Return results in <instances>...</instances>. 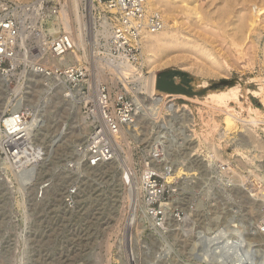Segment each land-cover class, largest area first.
I'll list each match as a JSON object with an SVG mask.
<instances>
[{"label": "rangeland", "instance_id": "obj_1", "mask_svg": "<svg viewBox=\"0 0 264 264\" xmlns=\"http://www.w3.org/2000/svg\"><path fill=\"white\" fill-rule=\"evenodd\" d=\"M0 1L16 3L18 10L24 6L21 15H16L22 21L21 30L26 31L23 38L20 35L22 59L13 70L15 76L6 78V83L0 77V122L6 128L9 125L4 119L2 122V118L6 120L22 111L27 117V125L23 122L18 127L30 128L32 142L47 150L44 149L46 157L39 168L37 166L34 171L18 174L1 151L0 135V264H209L212 257L200 254L203 234L198 232L208 231L214 212L219 216V225L225 223L224 218H232L234 222L228 220L230 225H244V231H248L245 236L252 235L249 234L252 222L253 219L259 221L263 200H259L261 194L258 187L249 184L264 185V155L247 140L246 143L241 140L237 148L233 143L239 141L231 138L232 135L227 138H218V135L213 140L219 145L220 154L219 158L212 160L213 154L203 143L202 133H206L207 128L202 119H219L221 115H210L212 112L206 107L201 115L195 109L202 107L198 101H217L210 93L232 87H238L240 102H230L235 112L240 111L239 105L248 109L251 104L264 109L260 99L250 93L257 88L255 79L264 77L263 64L252 60L244 66L235 57L237 49L252 50L250 42L236 47L218 38L212 43L210 48L219 61L218 69H215L211 59L195 58L190 54L160 67L157 78L165 75L167 80L177 83L178 89L165 91L158 87L156 91L161 93L160 96L152 95L145 89H140L141 94L132 93L141 105L144 102L147 106L140 113V116L144 115L139 120L136 138L122 136L120 155L116 160L99 168L87 169L75 164L73 150L90 131L88 125L87 131L79 135L83 124L78 120L77 109L84 114L81 105L64 98L62 87L54 80L42 75L34 76L29 68L32 55L29 49L34 39L28 28L37 17L36 10L30 11L28 6L34 0ZM87 4L88 0H80L83 23L80 28L78 25V34L82 36L83 46L80 39H76V44L85 51L83 54L81 50L83 56L78 55L80 60L82 57L91 59L92 51L98 52L106 47L102 35L94 39L92 31L94 28L101 29L104 14L112 17L99 3L94 2V7ZM70 11L73 12L74 8L71 7ZM180 16L179 21L182 20ZM60 25L64 30L62 23ZM179 27L177 24L173 29ZM211 29L216 34H222L221 30ZM260 45L261 52L263 41ZM180 54V50L173 48L168 55ZM76 61L79 60L74 56L70 62ZM39 63L44 67L56 65H48L45 59ZM142 66L143 73L147 72V62L143 57ZM205 69H212L215 74H204ZM105 74L109 78L115 77L103 70L98 72L115 96L122 89L121 84L117 83V79L116 83L102 79ZM35 79L40 81L35 83ZM17 84L22 86L15 91ZM157 97H160V104L156 111L151 109V103ZM172 103L177 106L173 107ZM183 105L190 109L188 113L183 112ZM24 109H27L26 112ZM246 109L241 114H246ZM259 125L254 129L264 143V122ZM16 127L6 130H15ZM238 132L242 135L241 130ZM221 139H224L222 143ZM129 149L132 162L130 177L126 176L128 171L124 158ZM241 158L249 159L250 164H243ZM221 163H228L241 174L244 182L236 181L231 170L223 172ZM176 165L192 168L189 173L195 170L196 174H173ZM149 168L158 175L160 196L148 207L144 204L140 187L143 171ZM169 176L172 179H168ZM41 181L48 182L49 186L44 189L42 197H37L38 187L43 184ZM73 187L76 191L72 203L67 206L64 202L66 193ZM148 208L163 213L165 222L161 227L153 223L150 213H143ZM112 226L114 230L110 231ZM194 241L196 245H193ZM213 259L216 264H229L225 258ZM246 259L248 261L245 260L247 263L244 264H253L250 258Z\"/></svg>", "mask_w": 264, "mask_h": 264}, {"label": "bare ground", "instance_id": "obj_2", "mask_svg": "<svg viewBox=\"0 0 264 264\" xmlns=\"http://www.w3.org/2000/svg\"><path fill=\"white\" fill-rule=\"evenodd\" d=\"M41 1L42 0H34L33 2H31V4L28 6V8L30 7L29 8L30 11L35 12L36 10L37 12L38 6ZM60 1L62 2V8L59 14V18H60L59 23L60 24L62 23L64 31L73 38L76 48L74 52L68 53L67 55L61 58L50 56V57H47L45 61L48 65L49 64H56L58 66L63 65V64L66 65V64H69V62L75 56L79 60V61H76L75 63L84 64V60L86 58L84 59L82 57V59L80 60V57L78 55L83 56L85 51L83 48L78 47V45L76 44L77 43L76 39H80V38L82 39L81 34L80 35L78 34V29L82 26V23H83L81 20V14L79 11L80 0H60ZM94 2H96V0H88V4L89 5L91 4V6L93 7L95 6ZM145 2H146L148 11L157 12L160 15L162 24L158 30L146 31L141 36V39H140V48H141L140 53L141 54L140 55H141V58L143 57L144 61L147 62L148 71L143 73V68L136 71L139 73L137 77H136V74L132 73V77L135 76L136 81L138 80V84H139L137 87L138 90L145 89L148 93L152 95L156 94L160 96L161 93L156 91L158 87L162 88L165 91H172L173 89H178L177 83H175L174 81L167 80L164 77L165 75H163V77H160L158 79L157 72L160 67L166 66L172 62H177L179 59H182L185 56H189V54L194 56L195 58H204V59L208 58L209 60L211 59V62L214 64L213 66L216 67L215 69H218L220 67L219 61L217 60V58H215V53L213 52L214 50L210 48V45L218 41V38H219V41H222V42L228 41L229 44H231L232 46L234 45L236 47L240 46L243 43L250 42V44L252 45V50L247 49L246 51H242V50L237 49L238 52L236 51L237 55L235 57H237V59L241 61L240 64L242 63L244 66H247L249 62H251L252 60H255L260 65L263 64L262 66L264 67V23H263L264 22V0H206V1L204 0H145ZM20 3L21 2H19L18 4ZM97 3H99L101 6L105 7L108 10V8L105 6L103 2L98 1ZM23 7L24 6H21L19 10L15 9L14 14L16 15L17 13L18 15H21L22 11H24ZM71 7L74 8L73 12L70 11ZM72 15L74 17H72ZM178 15H181L180 16V18L182 19L181 21H179ZM262 16H263V19L261 20ZM36 17H37V14H36ZM112 17L111 18L107 17L104 14L103 21L101 24V29H95L93 26L94 28V30L92 31L93 35L91 34L94 39H96L99 35H102L105 41V46L108 43V38L111 34V29L114 24V17H113V20H112ZM20 22L22 24L21 20ZM177 24L178 26L180 25L181 28L179 27V28L173 29V26H176ZM78 25H79V28H78ZM196 28H200L203 30L197 29L196 31ZM211 28H216L219 31L221 30L222 34L214 33L213 32L214 30H212ZM25 32L26 31H24L23 29L21 30L20 35L22 38L25 36L24 35ZM40 38H42V36ZM262 41H263V46L261 48V52H262L261 53L259 51V48L261 46L260 44ZM81 42L82 40L80 41V44ZM173 48L180 50L182 54L169 56L168 54L170 52V49H173ZM81 50H83V54L81 53ZM158 53L161 54L160 57L157 56ZM70 63H74V62H70ZM37 64L40 65V63H37ZM192 64H195V63H192ZM50 66H53V65H50ZM50 66H47V67L42 66V67L48 68ZM132 68H133L132 64H125L121 69V73L126 75L128 74V72H131L133 70ZM108 70L112 74L114 73L113 76L115 78L113 79V77L112 78L110 77L112 79L111 80L105 74L103 75L104 78L102 79L110 80L113 83H116V79H117V83L120 80L121 81L123 80L122 76L119 75L121 74L120 72L118 74L117 71H113L112 69H109V68ZM211 70L205 69L204 74L205 73L215 74ZM13 75L15 76V71H12L9 74L0 76V77L3 78L4 83H6V78L13 76ZM40 75L45 76L46 78H49L53 81L52 78L48 77L45 74H40ZM34 76H38V74H34ZM42 80L44 79H41V81ZM34 81L36 83L37 81H40V79L39 80L35 79ZM255 81H256L257 88L250 90V93L252 94L253 97L259 98L260 102L263 104V107H264V77H258L255 79ZM21 86L22 85L17 84L15 91L19 90V88L21 89ZM152 95H150V97ZM213 95L217 99V101L200 102L197 100L199 104L202 105V107L195 108L201 113V115L203 114L202 109L204 107H206L208 110L212 112L210 113V115L215 114V113H217L215 117H217V115H221V118L219 119L214 118L213 116H212L213 119H210V118L207 120H205L204 118L202 119L204 126L207 128L206 133H202L203 143L210 150L209 153L215 154L217 157L219 156V153H217L219 152L218 148L215 145L214 140H213L214 137L212 135H210L209 137V134H212V130H215V128L217 127L218 128L217 130L220 133V136H219L220 138H223V137L227 138V137H231L232 135L231 138H235L237 141H239L237 142L234 139L237 143L236 144L233 143V144L237 148L241 140L242 142H245L247 140V142L249 141L248 143H251L250 145H252L256 150H258L261 153V155H264L263 140L260 137H258L254 129V127L258 126L261 122H264V109L262 110L260 108L254 107L251 104L248 109L243 108V106L239 105L240 111L235 112L234 109L229 104L230 102H233V103L239 102L238 87H232L229 89L221 90L219 92L210 93V96H213ZM21 98H23L22 95H21ZM159 104H160V97L159 98L157 97L151 103V109L157 111L159 109L158 107ZM171 105L173 107L174 105L175 107L177 106V104L175 103H172ZM142 106L143 108L147 107L146 103L144 102H142ZM243 109H246V114L245 113L241 114ZM77 110H78L77 111L78 120L82 121V124H83V127L80 128V133H79V135H81L82 133H85L87 131V126L89 125V122L86 120L85 115L79 112V109ZM182 110L184 113H188L190 109L188 108V106L183 105ZM12 115L13 116L6 118V120L5 118H2L1 121L2 122L5 121L6 124L9 125L8 127H13V128L16 126L18 127L21 123L23 125L24 121L21 119V116L19 114L18 115L12 114ZM143 115L144 114H142L141 116L139 115L140 117L138 116L137 122L133 125V127L129 128L130 131H127L125 129L123 131L122 136L126 137L127 135H129L131 137L136 138L137 132H138L137 126L139 125V120ZM8 127L6 128L8 129ZM17 127L16 129L20 128L24 131L23 134H27L26 140L28 137H31V139L33 138L30 128L28 127H18L17 128ZM9 129H10L9 131L12 130L11 128ZM134 129L136 130L135 132H134ZM239 130H241L242 135L240 134V132H238ZM235 134L236 136H234ZM240 136H242V138ZM44 149L45 148H43L42 150L45 151L46 149L45 150ZM73 150L74 151L76 150V146H74ZM126 154L127 155H125L124 158L126 159L127 167L131 169L132 162H131V157H130V149L128 150ZM45 157L46 156L44 155L43 159H45ZM43 162L44 160L40 163L38 162L39 163L38 168ZM241 162L246 165L250 164V160L246 158H241ZM179 166L176 165V167L173 168L172 170L173 174H176L179 176L182 174L187 175V176L196 174L195 170L189 173L192 170V168H182ZM151 169L152 168L144 170L143 175L147 172V170L150 171ZM233 172L235 173L233 176L236 181L238 180V181L244 182V178L241 176V174H238V172H235V170H233ZM167 178L170 179L171 176ZM249 185L250 186L253 185V187L254 186L258 187L260 194H261V198L259 200L264 201V199H262L264 198V185L256 186L255 183H252V184L250 183ZM140 188L142 189V186ZM141 189H139L138 194H140ZM43 191H44V188H43ZM43 191H42V194H43ZM143 213L145 214V211H143ZM218 219H219V216L217 212H214L210 220L211 226L207 227L208 231H206L205 229V230H200L198 232L199 234H203L202 247L200 249V254L202 256L209 255L212 257L211 260L209 259L210 260L209 264H216L213 258H216L218 260H220L219 258H224L225 255L223 254V251L225 249H228L232 245L235 246L234 247V251L236 255L235 262L237 264H244L245 260H247L246 258L248 259L250 258V262L253 264H264V248L261 247V246H264V236L259 230H257L258 219H255V220L253 219V222H252L253 226L251 227V232L249 233V234H252L250 237L245 236V234H248V231H244V228H246L244 227V225L237 224V223L236 224L233 223V225H230V222L228 220H231L232 218H229V219L224 218L225 223L223 225H219L217 223ZM231 222H234V221L231 220ZM112 230H114V226L111 227L110 231ZM193 245H196L195 241ZM214 248L218 251H216Z\"/></svg>", "mask_w": 264, "mask_h": 264}, {"label": "built area", "instance_id": "obj_3", "mask_svg": "<svg viewBox=\"0 0 264 264\" xmlns=\"http://www.w3.org/2000/svg\"><path fill=\"white\" fill-rule=\"evenodd\" d=\"M98 1L103 2L113 15L114 24L106 47H102L103 50L96 53L92 51L91 59L84 60L87 64L74 62L48 68L37 64L50 56L61 58L74 52L76 48L73 38L62 30L59 23L62 8L60 0H42L36 12L37 18H34L33 25L28 28L34 39L29 49L32 54L29 61L30 71L33 74H45L52 78L58 86L62 87L64 98L81 105L85 118L89 122V134L76 146L74 158L76 165L79 164L87 169L99 168L116 160L120 155L123 131L125 129L130 131L129 128L133 127L138 116L143 112V106L134 95L141 94L137 89L138 80L135 79L139 74L136 71L143 68L140 39L144 32L156 31L162 24L157 12L148 11L145 0H96ZM16 7V3L0 1V76L15 70L20 63L19 60L22 59L20 46L22 25L20 18L14 14V10L18 9ZM41 34L44 40L42 38L39 41ZM125 64L133 65V70L126 75L121 73ZM108 68L117 71L118 74L120 72L119 75L123 78L118 82L122 89L115 96L110 93L108 84L98 76L100 70L111 73ZM132 73L136 74V77H132ZM132 93H134L133 97ZM18 114L27 125V117L23 112L19 110ZM217 129L216 127L212 130L211 135L214 138L220 136ZM5 130V126L0 122L1 151L16 173L25 174L44 160L43 148L34 144L31 137L26 140L27 134H23L22 129H15L12 132L6 130V133ZM223 140L221 139L220 143ZM216 146L219 149L217 153L220 154V147L218 144ZM212 158L216 160L219 157L213 154ZM221 165L223 172L234 170L228 163H221ZM125 167L129 174L125 172L126 176L130 177L131 171L127 165ZM157 176L152 169L147 170L142 176L143 201L148 207L160 196ZM48 186V182L41 185L37 197H42L43 188L46 189ZM75 191L73 187L66 193L64 202L67 206L72 203ZM147 212L151 214L153 223L160 227L164 224L162 212L151 208L145 211L146 214ZM177 219L180 220L179 217ZM257 230L264 236V201ZM234 247L232 245L223 251L224 258L229 260V264H237Z\"/></svg>", "mask_w": 264, "mask_h": 264}]
</instances>
